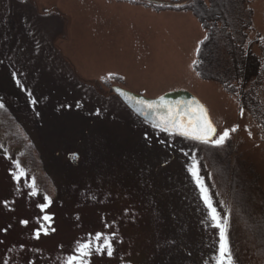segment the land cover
Instances as JSON below:
<instances>
[{"label":"rangeland","instance_id":"obj_1","mask_svg":"<svg viewBox=\"0 0 264 264\" xmlns=\"http://www.w3.org/2000/svg\"><path fill=\"white\" fill-rule=\"evenodd\" d=\"M205 35L191 11L164 6L0 0V264H67L82 243L91 247L83 264H217L219 229L189 172L194 162L227 223L232 264L255 263L233 224L230 186L213 167L223 145L154 128L111 93L192 94L215 139L237 129L225 142L256 167L264 188L260 127L194 70Z\"/></svg>","mask_w":264,"mask_h":264},{"label":"trees","instance_id":"obj_2","mask_svg":"<svg viewBox=\"0 0 264 264\" xmlns=\"http://www.w3.org/2000/svg\"><path fill=\"white\" fill-rule=\"evenodd\" d=\"M252 4L253 0H208L182 9L191 10L206 30L194 65L196 72L204 80L220 83L257 122L264 139V26L263 31L256 28ZM215 152L214 170L231 189L234 227L251 237V247L264 259L260 175L252 163L234 154L231 140Z\"/></svg>","mask_w":264,"mask_h":264},{"label":"snow or ice","instance_id":"obj_3","mask_svg":"<svg viewBox=\"0 0 264 264\" xmlns=\"http://www.w3.org/2000/svg\"><path fill=\"white\" fill-rule=\"evenodd\" d=\"M121 94L123 95V93ZM128 99H132V97L129 96ZM136 103L147 109L154 110L156 108L155 105L144 100H136ZM161 103H163V98H161ZM0 107H3V105H0ZM136 111L140 112L142 109L137 108ZM155 126L162 127L165 131H173L176 135L182 136L186 139L195 140L204 144L211 143L214 146L223 145L225 140L229 138L230 132H235L237 130L235 127L225 129L222 134H220L216 139H213V137L216 136L217 130L209 118L207 109L198 103H196L195 109L189 108L183 113H173L171 109H168L167 115L162 116L160 118V123ZM17 167H19V165H17ZM189 172L196 180L200 188L202 198L209 210V216L214 226L219 229L220 246L217 264H232V255L227 241V223L226 221L222 222L221 217L218 216L216 209L213 207L211 198L208 195V190L199 176V169L196 162L193 163ZM20 175H23L22 171L20 172ZM5 206L7 207V205ZM45 219H47V217ZM22 223L26 225L27 221H23ZM42 230H44L45 235H47V230L44 229L43 226ZM38 237L39 233H37V238ZM100 239V234H97L95 240L99 241ZM104 248L107 249V254L111 256L112 245L110 239L107 237L104 239ZM96 250L102 251L103 248L97 247ZM76 251L79 253V256L69 257L67 264H83L82 258L91 254L90 244L82 243L77 247Z\"/></svg>","mask_w":264,"mask_h":264},{"label":"water","instance_id":"obj_4","mask_svg":"<svg viewBox=\"0 0 264 264\" xmlns=\"http://www.w3.org/2000/svg\"><path fill=\"white\" fill-rule=\"evenodd\" d=\"M113 92H114V95L120 100V102L127 108V110L132 115H134L137 119L162 131H165V130H163L162 127H157L155 125L160 123V118L162 116L167 115L168 109H171L173 113H183L189 108L195 109L196 103L206 108L195 96H193L192 94L188 92H183V91L169 93L161 97H158L156 99L145 98L143 96L130 93L118 87H115L113 89ZM121 93H123V95ZM129 96H131L132 99H128ZM161 98H163V103H161ZM136 100H144V101L150 102L153 105H155L156 108L154 110L144 108L142 105L137 104ZM137 108L142 109V111L137 112L136 111ZM208 115H209L210 120L212 121L209 112H208ZM213 126L216 128L214 123H213ZM165 132L176 135L173 131H165ZM176 136H179V135H176ZM179 137H182V136H179ZM215 137L216 136H214L213 139H215Z\"/></svg>","mask_w":264,"mask_h":264},{"label":"flooded vegetation","instance_id":"obj_5","mask_svg":"<svg viewBox=\"0 0 264 264\" xmlns=\"http://www.w3.org/2000/svg\"><path fill=\"white\" fill-rule=\"evenodd\" d=\"M121 1H130V2L135 3V4H143V5H148V3H150V2H146L147 0H121ZM186 1H188L187 5H189L191 3H193V4L196 3V4L200 5L202 1L206 2V3L208 2V0H186ZM174 4H178V3H174ZM258 4L260 5L259 7H261V9H262L261 12L263 13V17H264V0H253V4H252L253 8H254V5L256 6ZM262 26H264V23L262 24Z\"/></svg>","mask_w":264,"mask_h":264}]
</instances>
